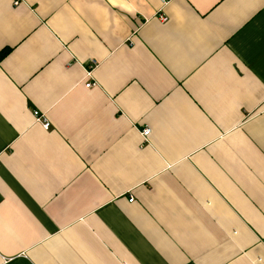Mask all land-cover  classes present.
Instances as JSON below:
<instances>
[{"label": "crops", "instance_id": "1", "mask_svg": "<svg viewBox=\"0 0 264 264\" xmlns=\"http://www.w3.org/2000/svg\"><path fill=\"white\" fill-rule=\"evenodd\" d=\"M5 52L0 264H264V0H0Z\"/></svg>", "mask_w": 264, "mask_h": 264}, {"label": "built area", "instance_id": "2", "mask_svg": "<svg viewBox=\"0 0 264 264\" xmlns=\"http://www.w3.org/2000/svg\"><path fill=\"white\" fill-rule=\"evenodd\" d=\"M160 1H161L163 4H164V3L166 4V2H167V0H160ZM15 4L17 5L18 2H16ZM162 20H163L164 22L167 21L166 18H163ZM92 68H93V66H91V67L89 68V72L87 73V76H88L89 80H90V77H91ZM92 87H93V84H91L90 82H87V84H86V88H92ZM34 116H35L37 122H41V123L43 124V127H44L45 129H48V128L50 127V124L47 122V120H46L41 114H39V112H34ZM150 134H151V131H150L149 129H145V130H143V132H142V137H143V139H144L145 142H147V140H148ZM129 202L132 203V202H134V200H133V199H130Z\"/></svg>", "mask_w": 264, "mask_h": 264}, {"label": "trees", "instance_id": "3", "mask_svg": "<svg viewBox=\"0 0 264 264\" xmlns=\"http://www.w3.org/2000/svg\"><path fill=\"white\" fill-rule=\"evenodd\" d=\"M6 55V52L4 54L0 55V59H2V57H4Z\"/></svg>", "mask_w": 264, "mask_h": 264}]
</instances>
